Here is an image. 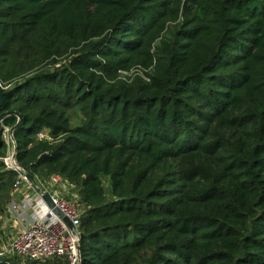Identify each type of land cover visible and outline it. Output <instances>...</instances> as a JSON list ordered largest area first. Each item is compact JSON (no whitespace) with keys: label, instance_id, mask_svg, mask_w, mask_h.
<instances>
[{"label":"trees","instance_id":"16d2710c","mask_svg":"<svg viewBox=\"0 0 264 264\" xmlns=\"http://www.w3.org/2000/svg\"><path fill=\"white\" fill-rule=\"evenodd\" d=\"M0 84L17 162L78 195L79 264H264V0H0Z\"/></svg>","mask_w":264,"mask_h":264},{"label":"built area","instance_id":"2783aa9c","mask_svg":"<svg viewBox=\"0 0 264 264\" xmlns=\"http://www.w3.org/2000/svg\"><path fill=\"white\" fill-rule=\"evenodd\" d=\"M3 135L8 149L5 156H0V161L6 170L13 173L14 188L21 196L20 199H16L19 200L17 202L14 199L10 201L8 213L18 222L24 219L25 224L21 225L20 229L17 228L16 233L8 242L1 243L0 260L3 264H10V260L6 258L28 264L45 262L57 257L65 259L67 264H76V239L46 204L42 198V192H49L54 204L78 229L80 214L77 193L73 188L69 189L67 192L69 201L64 203L55 188L60 187L64 181L59 175L49 176L42 188L34 186L26 174L27 171L17 162L14 140L8 127H4ZM44 135L40 132L38 138ZM25 186L28 191H24Z\"/></svg>","mask_w":264,"mask_h":264},{"label":"rangeland","instance_id":"374dc122","mask_svg":"<svg viewBox=\"0 0 264 264\" xmlns=\"http://www.w3.org/2000/svg\"><path fill=\"white\" fill-rule=\"evenodd\" d=\"M149 69H146L144 67H142L141 65H136L135 67H133L131 70L129 71H121L118 73L117 75V80H121V81H125V82H132L133 80H135L136 78H146L147 77V73H149ZM63 178V177H62ZM64 181L61 184V186H57L55 187L57 190V193L59 195V198L64 202H68L69 198H67L68 195V190L71 188H74V186L72 185L71 181H69L67 178H63ZM46 179L42 180V182L37 181V188H42L44 185V181ZM39 186V187H38ZM25 190L24 191H28V188L25 186L24 187ZM22 191V192H24ZM10 199L6 197V194H4L3 192H0V212L2 210H4V212H8L10 211L9 209V203L12 199H14V201H19L16 199H20L21 196H19V192L16 190V188H14L13 186L10 189ZM8 206V208H6ZM7 209V210H6ZM2 217L0 218V246L1 243H6L8 242L16 233L17 228H21V225H24V219H21L19 222L17 220H15L14 218L10 217V214H7L5 216V214L2 212ZM8 216V217H7ZM28 218V217H27ZM14 220L15 223H17V225L15 226L13 224ZM6 260H10L8 258H6ZM14 264L16 263V259H13L12 261L10 260V264ZM58 264V262L52 260L51 264ZM22 264V263H20ZM24 264V263H23ZM27 264V263H25ZM36 264H42V262H37Z\"/></svg>","mask_w":264,"mask_h":264},{"label":"water","instance_id":"95a60500","mask_svg":"<svg viewBox=\"0 0 264 264\" xmlns=\"http://www.w3.org/2000/svg\"><path fill=\"white\" fill-rule=\"evenodd\" d=\"M3 103V88L0 85V107L2 106ZM8 115H15L17 117V123L10 128L11 133L13 132L14 129H16L20 124H21V115L17 112L14 111H7L0 113V121L5 118ZM16 150V149H15ZM28 178L33 182L34 186L37 185V182L35 178L29 174L28 172L26 173ZM42 198L46 202V204L49 206V208L53 211V213L61 219V221L64 223V225L68 228L69 232L75 237V248H76V258H77V263L79 264V232L78 229L72 224L71 220L66 217L61 210L54 204L50 194L48 191H43L42 192Z\"/></svg>","mask_w":264,"mask_h":264},{"label":"crops","instance_id":"0c3cea01","mask_svg":"<svg viewBox=\"0 0 264 264\" xmlns=\"http://www.w3.org/2000/svg\"><path fill=\"white\" fill-rule=\"evenodd\" d=\"M8 207V206H7ZM6 207V208H7ZM7 210V209H6ZM2 212L5 214V216L7 215V214H9L7 211L6 212H4V210H2L1 212H0V218L2 217L1 215H2ZM8 217V216H7ZM11 218H12V216H10ZM12 221H13V224L16 226L17 225V223H15L14 222V220L12 219Z\"/></svg>","mask_w":264,"mask_h":264}]
</instances>
